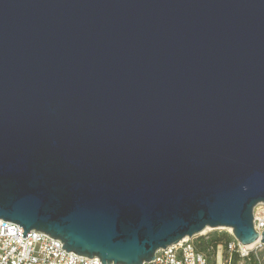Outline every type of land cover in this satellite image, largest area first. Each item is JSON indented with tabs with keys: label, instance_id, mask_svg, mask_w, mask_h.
<instances>
[{
	"label": "water",
	"instance_id": "95a60500",
	"mask_svg": "<svg viewBox=\"0 0 264 264\" xmlns=\"http://www.w3.org/2000/svg\"><path fill=\"white\" fill-rule=\"evenodd\" d=\"M260 203L264 0H0V220L144 264Z\"/></svg>",
	"mask_w": 264,
	"mask_h": 264
},
{
	"label": "built area",
	"instance_id": "2783aa9c",
	"mask_svg": "<svg viewBox=\"0 0 264 264\" xmlns=\"http://www.w3.org/2000/svg\"><path fill=\"white\" fill-rule=\"evenodd\" d=\"M253 217L254 229L260 237L251 247L242 245L232 232L227 231L230 238L223 236L222 229H214L161 249L153 261L144 264H236L238 260L250 264L252 255L254 263L264 264V258L258 254L264 247L261 243L264 203L254 208ZM23 231L18 224L0 220V264H103L97 257L66 251L61 240L45 233L30 231L24 238ZM235 256H238L236 262Z\"/></svg>",
	"mask_w": 264,
	"mask_h": 264
},
{
	"label": "rangeland",
	"instance_id": "374dc122",
	"mask_svg": "<svg viewBox=\"0 0 264 264\" xmlns=\"http://www.w3.org/2000/svg\"><path fill=\"white\" fill-rule=\"evenodd\" d=\"M222 234L224 237H230L226 230H222ZM199 235V234H198ZM195 237V236H194ZM193 238V237H192ZM190 238V239H192ZM231 238V237H230ZM197 241V240H194ZM259 256L263 259L264 258V247L258 252ZM236 264H245L244 260H238Z\"/></svg>",
	"mask_w": 264,
	"mask_h": 264
},
{
	"label": "bare ground",
	"instance_id": "6f19581e",
	"mask_svg": "<svg viewBox=\"0 0 264 264\" xmlns=\"http://www.w3.org/2000/svg\"><path fill=\"white\" fill-rule=\"evenodd\" d=\"M216 229H222V230H226L228 232H232V229L231 228L222 227V228H216ZM213 230H214V228L208 227L204 231H202L199 235H204L205 233H207L209 231H213ZM186 239H188V238H185L184 240H186ZM249 247H251V246H249Z\"/></svg>",
	"mask_w": 264,
	"mask_h": 264
},
{
	"label": "trees",
	"instance_id": "16d2710c",
	"mask_svg": "<svg viewBox=\"0 0 264 264\" xmlns=\"http://www.w3.org/2000/svg\"><path fill=\"white\" fill-rule=\"evenodd\" d=\"M228 240V239H227ZM235 262L238 260V256H235ZM250 264H257V263H254V258H253V255L251 256V261H250Z\"/></svg>",
	"mask_w": 264,
	"mask_h": 264
}]
</instances>
